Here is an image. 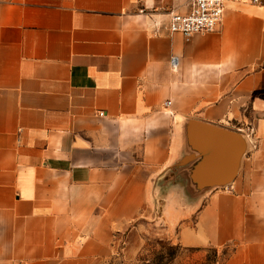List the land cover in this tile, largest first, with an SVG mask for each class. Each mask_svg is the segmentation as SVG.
Segmentation results:
<instances>
[{
	"label": "crops",
	"instance_id": "0c3cea01",
	"mask_svg": "<svg viewBox=\"0 0 264 264\" xmlns=\"http://www.w3.org/2000/svg\"><path fill=\"white\" fill-rule=\"evenodd\" d=\"M188 6L0 0V264L148 261L142 231L172 264H264V6L186 40ZM204 125L246 138L228 186Z\"/></svg>",
	"mask_w": 264,
	"mask_h": 264
},
{
	"label": "built area",
	"instance_id": "2783aa9c",
	"mask_svg": "<svg viewBox=\"0 0 264 264\" xmlns=\"http://www.w3.org/2000/svg\"><path fill=\"white\" fill-rule=\"evenodd\" d=\"M229 1L231 0H188L189 6L186 11L170 13L168 30L172 34H181L186 40H190L195 35L215 32L223 20ZM247 1L264 6V0ZM171 63L174 68H178L179 58L172 57Z\"/></svg>",
	"mask_w": 264,
	"mask_h": 264
},
{
	"label": "water",
	"instance_id": "95a60500",
	"mask_svg": "<svg viewBox=\"0 0 264 264\" xmlns=\"http://www.w3.org/2000/svg\"><path fill=\"white\" fill-rule=\"evenodd\" d=\"M203 127L208 133L207 134L208 136H211L212 138L218 139L220 141L221 145H223L224 149H226V152L232 146L236 147L237 149V155H236L237 157L234 161H232V170L229 180H227L226 182H217L211 185H206L205 187L214 188V187L228 186L233 182V180L236 178L238 174L241 159L246 152V145H247L246 138L240 132L239 133L231 132L228 130H223L220 128L207 126V125H204ZM229 163L230 162L227 161L226 154L223 153L222 155L218 156V158L216 159V166L214 169L215 171L220 173L221 171L225 170V167L229 165ZM156 204H157L156 205L157 210L159 211L161 207V201H157Z\"/></svg>",
	"mask_w": 264,
	"mask_h": 264
},
{
	"label": "rangeland",
	"instance_id": "374dc122",
	"mask_svg": "<svg viewBox=\"0 0 264 264\" xmlns=\"http://www.w3.org/2000/svg\"><path fill=\"white\" fill-rule=\"evenodd\" d=\"M141 237L147 243L145 255L149 256L148 261L138 260L136 262L129 263V264H172L170 263V261L174 259L176 255L180 253V249L172 247L170 242L163 240L161 238L155 237L154 235H151L147 231H142ZM215 257H216V253L210 251L207 255L208 261H210L208 264H211L215 260ZM191 263L201 264V262L196 259L195 260L192 259ZM114 264H124V263H122V258L119 256L115 260ZM202 264H205V262Z\"/></svg>",
	"mask_w": 264,
	"mask_h": 264
}]
</instances>
